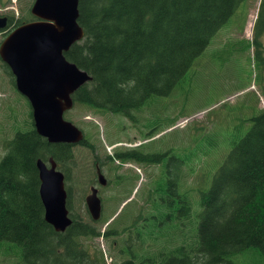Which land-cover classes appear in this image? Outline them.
<instances>
[{"label": "trees", "instance_id": "trees-1", "mask_svg": "<svg viewBox=\"0 0 264 264\" xmlns=\"http://www.w3.org/2000/svg\"><path fill=\"white\" fill-rule=\"evenodd\" d=\"M244 1L80 0L78 22L85 37L66 58L92 81L74 95L76 106L136 122L135 113L152 97L168 96L178 87ZM10 18L9 28L34 20L30 12ZM263 31L261 0L256 48ZM32 118L30 108L26 130L6 142L0 160V252H12L7 243L21 249L24 264H105L100 248L58 233L46 221L36 167L40 159H55L54 146L36 132ZM251 121L211 187L195 199L181 190L185 162L170 151H117L104 161L94 143L82 141L80 147L96 154L99 166L113 159L160 168L159 183L146 200L153 211L149 236H144L148 226L142 212L132 222L119 214L101 233L117 264H234L240 255L253 253L264 261V111Z\"/></svg>", "mask_w": 264, "mask_h": 264}, {"label": "rangeland", "instance_id": "rangeland-1", "mask_svg": "<svg viewBox=\"0 0 264 264\" xmlns=\"http://www.w3.org/2000/svg\"><path fill=\"white\" fill-rule=\"evenodd\" d=\"M33 3L34 0H0V15L11 12L16 18L26 17ZM260 5L261 0L244 1L178 87L168 96L152 97L135 113L136 122L83 105L74 106L66 118L85 132L104 161L117 151L129 149L145 153L170 151L185 162L179 174L181 190L197 198L198 191L211 187L233 147L250 130L251 118L264 111V31L259 37V47L252 43ZM8 33V30L0 32V45ZM12 83L11 76L0 68V160L5 155L6 142L17 131H25L29 124L28 100ZM53 149L58 167L66 176L70 216L76 221L67 234L100 248L105 254V264H117L101 233L114 220L111 217L117 207H121L118 211L125 222H132L142 212L148 226L144 236H149L153 211L146 200L149 191L159 183L156 178L160 168L126 162L116 169L122 162L107 160V165L100 168L108 184L101 186L96 178L97 155L90 149L58 144ZM151 173L155 177L150 178ZM118 181L121 184L117 185ZM92 186L100 190L104 205L102 220L111 219L108 224L95 222L89 215L85 202ZM5 244L12 252L2 250L0 264H24L21 249ZM255 255L258 254L240 255L234 264H264L260 253Z\"/></svg>", "mask_w": 264, "mask_h": 264}, {"label": "water", "instance_id": "water-1", "mask_svg": "<svg viewBox=\"0 0 264 264\" xmlns=\"http://www.w3.org/2000/svg\"><path fill=\"white\" fill-rule=\"evenodd\" d=\"M79 4L80 0H35L31 9L37 21L14 30L0 47L17 90L32 107L36 132L50 144L78 145L85 139L83 131L65 119L66 112L74 107L73 95L92 81L87 72L65 57L85 37L78 22ZM7 25L8 19L0 17V30ZM36 168L46 221L57 232L65 233L73 225L66 204L65 175L53 158L49 164L39 160ZM98 175L99 183L105 186L107 181L100 170ZM90 191L85 203L97 221L102 216V200L96 187Z\"/></svg>", "mask_w": 264, "mask_h": 264}, {"label": "flooded vegetation", "instance_id": "flooded-vegetation-1", "mask_svg": "<svg viewBox=\"0 0 264 264\" xmlns=\"http://www.w3.org/2000/svg\"><path fill=\"white\" fill-rule=\"evenodd\" d=\"M0 16H2V17H7V18H8V26H9V23H10V21H11V18H10V17H13V16H11L10 12H6L5 14L0 15ZM13 28H16V27H13ZM11 30H12V28H11ZM0 68H3V69H5V71H7V67H5L4 64H2ZM9 71H10V70H9ZM9 71H8V74L12 77V74H11V72H9ZM6 73H7V72H6ZM12 81H13L12 84L15 85L14 77H12Z\"/></svg>", "mask_w": 264, "mask_h": 264}]
</instances>
